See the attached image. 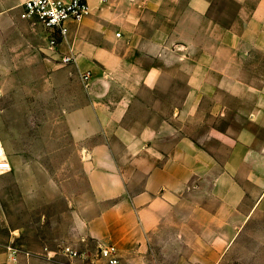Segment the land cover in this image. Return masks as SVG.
Instances as JSON below:
<instances>
[{
    "label": "crops",
    "instance_id": "crops-1",
    "mask_svg": "<svg viewBox=\"0 0 264 264\" xmlns=\"http://www.w3.org/2000/svg\"><path fill=\"white\" fill-rule=\"evenodd\" d=\"M25 1L0 0L8 173L71 150L84 179L71 209L79 245H115L129 262L162 227L181 231L178 217L186 247L210 262L237 246L234 233L264 215V0H90L55 51ZM47 247L13 255L86 258Z\"/></svg>",
    "mask_w": 264,
    "mask_h": 264
},
{
    "label": "rangeland",
    "instance_id": "rangeland-1",
    "mask_svg": "<svg viewBox=\"0 0 264 264\" xmlns=\"http://www.w3.org/2000/svg\"><path fill=\"white\" fill-rule=\"evenodd\" d=\"M41 156L43 167L19 169L17 176L14 169L0 174V264H26L13 255L14 248L31 245L58 248L59 252L68 246L86 255L75 260L63 257L65 264H104L99 258L100 246L90 241L80 246L73 230L74 192L82 191L74 185L84 179L80 169L67 166L72 151L65 153L64 160L50 151H41ZM177 227L181 229L178 233L162 227L147 252L137 254L132 262L121 256L120 264H264V215L252 219L239 234L235 232L237 246L219 249L222 253L216 262L209 261L208 249H200L204 254L197 255L196 249L186 247L184 217H178ZM190 228L202 234L197 225ZM194 230L189 232L191 236Z\"/></svg>",
    "mask_w": 264,
    "mask_h": 264
},
{
    "label": "built area",
    "instance_id": "built-area-1",
    "mask_svg": "<svg viewBox=\"0 0 264 264\" xmlns=\"http://www.w3.org/2000/svg\"><path fill=\"white\" fill-rule=\"evenodd\" d=\"M90 0H27L23 4L25 16L37 22L48 35V48L55 51L59 39L68 33L69 23H79L90 13ZM74 59L64 56L62 63L67 64ZM90 73L83 75L87 81ZM11 166L0 141V174L10 172ZM62 253L70 257L78 256L70 247L62 249ZM99 258L104 264H120L119 250L115 245L99 247Z\"/></svg>",
    "mask_w": 264,
    "mask_h": 264
}]
</instances>
